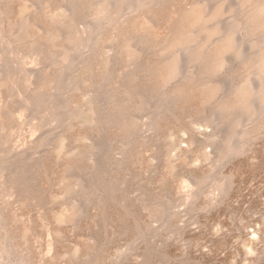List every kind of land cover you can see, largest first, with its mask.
Returning a JSON list of instances; mask_svg holds the SVG:
<instances>
[{"label":"rangeland","instance_id":"374dc122","mask_svg":"<svg viewBox=\"0 0 264 264\" xmlns=\"http://www.w3.org/2000/svg\"><path fill=\"white\" fill-rule=\"evenodd\" d=\"M12 1L0 4V40L9 35L7 29L16 30L9 38L12 79L0 83V143L5 150L7 148L6 158L19 156L30 148L24 154L39 161L43 159L45 171L30 172L24 179H29L32 189L38 190L46 200L22 205L15 196L9 197L7 203L0 196V208L10 219L0 218V250L3 252L0 258L6 255L5 260L15 264L12 245L16 242L17 254L28 257L30 264H91L95 260L98 264H264V129L252 132L248 128L252 133L244 151L223 161L218 157L223 147L218 141L232 136L230 131L237 133L238 130H232L228 123L218 128L207 126L203 120L212 118L215 122L216 119L213 108L202 102L199 91L184 108L177 109L179 112L171 110L167 118L160 119L155 131L150 126L154 109L166 105L162 94L177 81L162 87L160 79L152 84L148 74L141 72L134 81H125L129 73H139L141 59L159 60L151 51L143 49L140 37L152 44L167 40L182 22L181 11L198 0H151L148 9L121 20L120 26L125 31L109 25L103 35L97 37L99 47L94 56L91 55L94 73L97 67L103 77L102 87L93 86L94 79L89 75L80 78L74 70L75 74L69 71V75L62 66L66 63L57 56L45 75L56 74L58 82L45 87L36 80L34 71L45 66V55L39 39L42 31L34 16L45 14L47 21L66 19L62 7L68 0ZM108 4L115 3L113 0H81L77 27L81 29L91 23L92 15L102 17L99 7ZM182 23L185 26L184 21ZM129 37L134 38L132 48L142 51L137 61H131L125 51ZM52 39L58 45L66 43L62 36ZM114 56L118 62L111 58ZM193 66L192 70L197 72L199 67ZM231 70L234 69L225 67L215 79L229 83ZM235 77L233 82L250 80L243 70ZM106 83L111 87L130 86L137 91L139 97L127 104L123 99L128 93L117 98L111 113H117V109L128 112L132 120L140 124L139 130L124 129L117 123L104 127L103 123L101 127L97 124L111 114L102 105ZM56 89L65 90L60 91L63 95L69 90L74 103H81V110L76 112V117L70 112L74 125L69 136L58 135L49 142L52 134L63 126L53 117L55 113L43 108L37 112L32 108L19 109V102L48 90L45 93L50 91L57 95L54 106L61 107L65 98L55 92ZM89 91L92 94H88ZM121 91L123 89L116 93ZM97 92L105 94L97 96L98 101L95 98L102 108L94 113L90 95ZM136 103H142L144 111L137 112ZM60 113L62 115L64 110ZM6 116L11 122L6 123ZM62 121L63 117L58 120ZM56 125L60 127L57 130ZM38 137L40 142L36 143ZM191 138L197 142L191 143ZM232 144L235 143L232 141ZM90 146L94 147L90 150ZM79 151L85 152L86 158L67 161ZM24 154L21 158L27 156ZM112 160L116 162L108 167ZM96 179L105 184L101 183L108 192L90 194L94 191L90 188L91 181ZM226 179L230 181L228 188ZM99 194L106 198L100 205L96 202ZM69 203H75L80 213L76 214ZM11 231L21 234L16 241L11 239ZM57 254L58 257L53 258ZM0 264L4 263L0 261Z\"/></svg>","mask_w":264,"mask_h":264},{"label":"bare ground","instance_id":"6f19581e","mask_svg":"<svg viewBox=\"0 0 264 264\" xmlns=\"http://www.w3.org/2000/svg\"><path fill=\"white\" fill-rule=\"evenodd\" d=\"M6 1L10 2L9 4H11L12 0H0V4L3 6ZM28 2L30 3V1ZM106 2L110 3V1ZM113 2L115 4L112 6L109 4L106 6H100L99 11L103 13V16L96 17L92 15V21H90L91 23L84 25L81 29L77 27L79 10L82 8L80 7L81 0H68L67 4L62 7L64 9V16L66 19L59 18L54 19L53 21L44 20L45 14H42L44 13L43 11L42 13L40 12L43 16L39 13L34 16V20L42 31L39 39L42 42L41 45L44 47L45 55V66L34 71L36 80H39V82L45 87L51 86L52 84L54 85L55 82H58L55 80L56 74H51L48 76L45 75V71L53 67V59L55 56H57L59 59H62L64 64H67L62 65L65 69L64 71L68 73L70 71L72 73L74 70V72L80 78H85L86 76L88 78V75L93 77V86L95 87L101 84L103 77H101V73H98L99 71H97V67H95L94 73V69L91 64V55L94 56L100 43V41H97V37H101L109 25L121 27L120 25L122 24H120V22L123 18L131 14H140L143 9H148L151 0H113ZM181 12V19L182 22L184 21L185 26H183V23L181 22L182 24L180 23L174 28L173 35L167 40L158 44H152L144 38L140 37V40L138 39L140 45H142V47L144 46L143 49L151 51L152 54L159 58V60L147 61L141 59L139 61V64H141L139 66L141 70L138 71L137 69L139 73H129L125 78V81L128 83L134 81L138 78L140 72L141 74H148L150 80L149 82L151 83L155 82L156 79H160V84H163L162 87L167 86L173 81H177V83L174 84L172 88H169L162 94L161 98L162 100L164 99L163 103L166 102V105H158L157 107L155 106L156 109H154L153 116L150 120V126L155 131L158 130V121L160 119L167 118L166 114L171 110H176L179 112L177 109L179 107L184 108L186 104L193 97H195V92L199 91L202 102L204 104L210 105L213 108L212 112L214 118L216 119L214 122L211 120L212 118H207L203 120V122L206 123L207 126H215L214 128L221 127V125L228 123L232 130H238L239 132L233 133L230 131L232 136L229 135V137L227 136L226 138L222 137L220 139L221 141H218L223 145V147L221 146V153H219L221 155L218 157L225 161L244 151L246 141L250 138L252 132H258L264 129V0H207L205 2L198 0L193 2L188 9H185ZM6 13L10 15L13 14V12L10 13V11H7ZM62 24L66 25L62 26ZM122 27L121 29L125 31L124 27ZM7 31L9 32V35L6 37L2 36V40H0V83L12 79V72H10V61L13 58L10 56V51L12 49L9 43V38L10 36L14 35L13 33H15L16 30L7 29ZM7 31H5V33H7ZM78 33H80V35H78ZM54 36H62L63 39L66 40V43L64 45H58L56 42H53L52 37ZM133 39V37H129V39H127L125 51L130 57L131 61H137L140 59L142 51L132 48L131 41ZM27 51H29V49H27ZM111 58L118 62V59H115V56ZM105 64V61H103V68L107 67ZM193 65L199 67L197 72L192 70L191 66ZM225 67L234 69L231 70V73L228 75L229 83L226 84L215 79ZM60 68L62 69V67ZM240 70H243L246 73V77H249L250 80H240V82H233L236 78L235 74L237 75V72ZM105 71L107 72L106 69ZM105 71L103 72L106 73ZM109 72L111 73L110 70ZM71 73H69V75ZM65 74L64 77L66 76V79L67 75ZM91 82L93 83V80H91ZM65 83L62 84L65 85ZM104 86L106 89V94H99L97 92V95H90L92 96L90 107L94 113L99 112V107L102 105L105 107L107 112L111 113V111H114L115 107L112 108V106L114 105L115 101H117L116 99L120 98L122 94H129L127 97H125V99H123L126 104L127 102L132 101L133 98L139 97V95H137V91L132 89L130 86L113 85V87H111L110 83H106ZM65 87L67 88V85ZM119 89H123V91H121V93H116V91H119ZM101 90L104 91L103 89ZM45 91L37 95H31V97H24L22 102H19V109L32 108V110L37 112L39 108H43L50 112H54L55 114L53 117L57 120L59 126H63L61 128L62 130H59V132L53 134L51 133L52 136L49 142H52L58 135H62L64 138L69 136L67 134L69 131H71L74 125L72 123L74 122L72 121L73 119L71 116H69L70 112H74L75 117L78 116L76 115V112L77 114L80 112L81 103L79 104L78 102L79 105L74 103V100L69 95V90H66L65 94L63 95L62 91L65 90H60L62 92L60 93V91L56 89L55 92H58L59 95H63V99L65 98L64 102L62 100V103H64V105L62 104L64 106L63 109V106H54L55 103H53V100L55 101L57 98L56 93H51L50 91L45 93ZM89 93L92 94L91 91H89L88 94ZM101 94H105V97L102 98L103 104L98 107L99 102L96 103L98 101L97 96ZM95 98H97V101H95ZM142 103L139 105L136 103L137 109L135 110H138L137 112L140 110L144 111V106H142ZM12 109L10 111H12ZM61 110H64L62 115L60 113ZM117 110V113H111L109 118L105 120L102 118L100 121H98V116V120L96 119L98 121L97 124L101 127L100 124L103 123L104 127L105 125H115V123H117V125L124 127V129L133 127V129L139 130L140 124L138 123L137 125V123L132 120L133 116L131 118V114H127L128 112L125 113L120 109ZM119 111H121L123 114L119 113ZM102 113H104V111H102ZM11 115L14 116V114ZM61 117H63V121L59 123L58 120ZM10 120L11 118L6 116V123L11 122ZM76 123H78V121ZM57 128L60 127H57L56 125L55 130H57ZM248 128L251 129L252 132H250ZM52 131L54 132V129H52ZM129 134L131 135V133ZM232 141L235 143L234 145H231ZM35 142H40L39 137ZM190 142L196 143L197 140L191 138ZM93 147L94 146H90V150ZM36 148L38 147L35 146V149ZM29 149L30 148L24 150V152H21L19 156L6 158L7 148L5 150L3 143H0V196L6 203L8 198L11 196H15L16 200L22 205H29L32 201L42 203L43 200H46L40 196L38 190H35V188L32 189L29 179H24L29 175L30 172L38 174L42 170L45 171L43 159L42 161H39L33 159L32 156L24 154L25 151L27 152ZM35 149L33 148V150ZM80 151L75 157L73 156V159L70 158L67 161H70L71 163V161L74 159L85 157V152L83 153ZM23 154L27 156L21 158ZM220 158H218V161ZM114 161H109L108 165H110L108 167H110L111 164L113 166ZM106 165L107 164H105L104 167H107ZM41 167H43V169H41ZM34 168L37 169V171H35ZM226 180L228 184L226 186L228 188L230 181L228 179ZM91 182H93V184H91L92 187L90 184L88 186L93 188L94 191L92 190L91 192L88 190L89 188H86L88 193L90 191V194H95V192H102L103 190H105L104 192H108V188L103 186L105 184L102 181L101 183H103V185H101L97 179L92 180ZM53 186H55V184ZM81 190L82 189L79 191ZM65 192L67 193L68 190ZM104 198L105 196L103 197L101 194H99L98 201L96 202H98L100 205L105 201L106 198ZM68 206L73 207L76 214L80 213V210L75 203H69ZM45 213L46 212H44V214ZM0 214V218L4 217L5 219H9L8 214L3 211L2 207L0 208ZM17 226L15 227L16 229ZM19 229L21 230V228ZM18 235L17 233L11 231L12 240L16 241ZM15 243L12 245L14 249L13 252L16 255L15 264H30L28 257L18 255L19 252L17 254ZM2 253L3 252L0 250L1 256ZM58 255L59 254L53 255V258H57ZM5 258L1 257L0 261L4 264H13L12 260L7 261ZM72 260L73 257L71 258V261ZM67 261H69V259H67ZM91 264H98V261H91Z\"/></svg>","mask_w":264,"mask_h":264}]
</instances>
